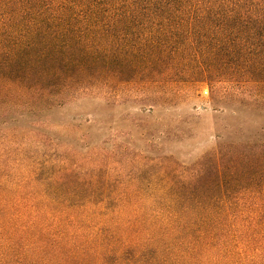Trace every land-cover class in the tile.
<instances>
[{
    "label": "trees",
    "instance_id": "16d2710c",
    "mask_svg": "<svg viewBox=\"0 0 264 264\" xmlns=\"http://www.w3.org/2000/svg\"><path fill=\"white\" fill-rule=\"evenodd\" d=\"M201 82L264 98V0H0V264H264L226 195L234 154L185 168L115 134L81 155L45 129L83 98Z\"/></svg>",
    "mask_w": 264,
    "mask_h": 264
},
{
    "label": "rangeland",
    "instance_id": "374dc122",
    "mask_svg": "<svg viewBox=\"0 0 264 264\" xmlns=\"http://www.w3.org/2000/svg\"><path fill=\"white\" fill-rule=\"evenodd\" d=\"M256 92L232 87L224 89V99L212 100L210 88L201 82L182 90L173 103L154 107L127 91L121 98L126 101L115 98L120 102L87 97L52 110L45 129L62 145L60 151L81 155L115 134L118 143L151 158L165 156L185 168L218 149H223V161L234 154L236 191L226 195L236 202L233 213L244 222L236 230L264 232V98ZM260 222L263 226L257 225Z\"/></svg>",
    "mask_w": 264,
    "mask_h": 264
}]
</instances>
